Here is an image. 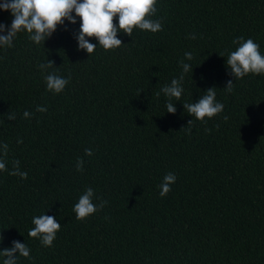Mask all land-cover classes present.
Here are the masks:
<instances>
[{
	"label": "trees",
	"instance_id": "obj_1",
	"mask_svg": "<svg viewBox=\"0 0 264 264\" xmlns=\"http://www.w3.org/2000/svg\"><path fill=\"white\" fill-rule=\"evenodd\" d=\"M12 19L0 10V23ZM152 19L162 31L119 32L123 45L114 51L87 38L97 44L89 56L74 38L79 17L44 44L20 32L12 48H0V144L9 149L8 171L0 172V250L26 243L32 259L17 264H264V75L236 80L226 64L238 37L264 55V0H157ZM47 60L54 68L42 72ZM182 60L192 73L171 114L156 93L181 75ZM52 71L71 76L58 95L46 91ZM211 87L224 110L202 123L183 103ZM13 160L27 179L8 174ZM169 172L176 182L160 197ZM88 187L95 204H107L78 221L73 206ZM42 214L61 224L51 248L27 235Z\"/></svg>",
	"mask_w": 264,
	"mask_h": 264
},
{
	"label": "clouds",
	"instance_id": "obj_2",
	"mask_svg": "<svg viewBox=\"0 0 264 264\" xmlns=\"http://www.w3.org/2000/svg\"><path fill=\"white\" fill-rule=\"evenodd\" d=\"M0 10L9 11L13 17L10 26L0 23V33L6 32V34L0 35V48L5 49L13 47V40L20 32H26L34 44H44L58 26L64 25L65 21L76 24V17H79L80 27L74 38L78 50L85 51L88 56L95 51L97 44L91 43L87 38H95L98 45L104 50L114 51L123 45L121 39L117 38L119 32L131 37L133 31L137 29L151 33L163 30L161 20L152 19L157 12V0H4L3 3H0ZM73 12L75 16H73ZM114 18L117 20L116 23L113 22ZM189 38L195 39V36ZM233 44L239 46L227 55L226 64L230 70L229 75L236 80L242 79L248 74L264 75V55L260 53L259 45L252 39L245 40L243 37L233 40ZM218 55L224 57V53ZM184 59L192 61L194 56L191 52H186ZM180 66L182 67L181 75L178 78H173L169 85L163 86L160 92L156 93L157 96L163 93L168 98L166 112L171 114L176 113V107L171 101L173 98L176 101L181 100L184 92L182 87L184 74L192 73L193 68L190 63H185L183 60L180 61ZM53 68L54 62L51 60L39 65L42 72ZM70 79V75L65 78L55 71L48 72L44 76L46 91L58 95L64 91ZM233 89V80H228L224 87L225 92L230 94ZM204 93L194 103H183V108L187 110L188 115L194 116L202 123L216 117L224 110V105L216 100L215 87L207 89ZM36 111L46 112L47 107L37 106ZM31 116L29 111L23 112V118L30 119ZM8 119L15 120V113H9ZM223 119L227 121L228 116H224ZM191 124L192 120H189L187 125ZM186 131H190V129H186ZM206 131L210 130L206 129ZM17 143H23V141L18 139ZM8 151L6 143L0 144V172L8 171L6 167ZM85 155L92 156L93 151L85 149ZM83 165V159L77 158L76 171L83 172ZM8 174L18 176L21 180L27 179L28 176L27 172L21 171L19 160L12 161V170ZM176 179V175L172 172L163 177L161 184L158 185L160 197L167 196ZM94 197L95 192L91 187L86 188L80 195L78 202L73 206V212L78 221L86 220L107 204L105 200H101L99 205L95 204ZM32 224L34 227L28 231V237L38 239L43 247L51 248L57 232L61 229V224L54 216L46 214L34 216ZM3 239V235L0 234V242ZM30 252L31 249L26 243L13 240L11 247L0 250V258H3L2 264H17L19 257L32 259Z\"/></svg>",
	"mask_w": 264,
	"mask_h": 264
}]
</instances>
